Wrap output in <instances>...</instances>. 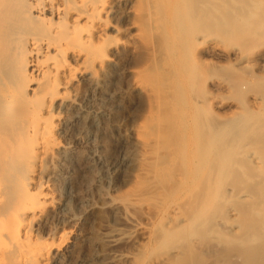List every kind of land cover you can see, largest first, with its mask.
<instances>
[{
  "label": "rangeland",
  "instance_id": "1",
  "mask_svg": "<svg viewBox=\"0 0 264 264\" xmlns=\"http://www.w3.org/2000/svg\"><path fill=\"white\" fill-rule=\"evenodd\" d=\"M186 2L157 0V14L150 18V25L149 19L141 38L119 36L132 45L117 47L106 84L93 101L108 115L82 117L77 125L80 139L65 146L61 155L58 185L71 194L68 212L77 221L65 231H77V255L93 254L100 230L106 225L119 226L118 218L104 205L139 187V191L152 188L153 194L146 202L127 208L143 227H150V234L139 229L133 240L119 247L121 252L135 255L137 262L107 264H145L150 256L172 254L175 250H154L167 223L166 215L152 214L180 202L173 220L185 224L190 206L179 197L201 192H224L229 197L219 205L223 210L215 214L212 234L216 240H191L196 251L222 262L225 256L220 255L229 249L225 237L239 236L240 225L243 234V226L256 217L248 214L249 206L260 201L253 197L255 192L264 200V181L258 183L264 180V159L244 157L264 158V26L259 21L264 18V5L252 0H204L207 8L203 16L185 7ZM152 6L147 4L149 13ZM130 21L135 22L136 15ZM204 36L207 45L215 46L214 51L202 52L206 44H198ZM136 83L143 89L135 90ZM106 89L109 95L104 101L101 95H106ZM90 121L91 128L87 126ZM118 123L121 130L115 127ZM140 139L156 148L155 161L161 162L154 165L155 161H147L155 166L149 169L156 174L154 187L143 177L140 182L136 179L141 170L138 166L146 158L142 151L145 143ZM121 157L130 163L117 172L122 180L116 182L108 166ZM144 162L141 165L146 170ZM242 189L253 198L238 199L234 194Z\"/></svg>",
  "mask_w": 264,
  "mask_h": 264
},
{
  "label": "bare ground",
  "instance_id": "2",
  "mask_svg": "<svg viewBox=\"0 0 264 264\" xmlns=\"http://www.w3.org/2000/svg\"><path fill=\"white\" fill-rule=\"evenodd\" d=\"M156 1L0 0V264L130 262L135 255L121 252L120 245L133 240L139 229L150 234V227L147 224L143 227L127 208L146 202L153 194L152 188L139 191V187L122 199H110L108 205H104L118 218L119 226L103 227L94 242L96 251L89 256L77 255L80 237L75 230L65 231L68 225L73 227L77 223L68 212L71 194L62 184L58 185V181L63 164L61 155L70 143L75 144L80 139L81 131H77L80 119L108 115L104 107L96 108L93 101L98 100L96 95L106 84L117 47L132 45V41H122L119 36L141 38L149 19L157 14ZM252 1L264 5V0ZM149 2L153 5L150 13ZM184 6L203 16L207 8L204 0H187ZM133 15H136L135 22L130 21ZM259 21L264 26V18ZM206 41L205 36L201 37L198 45ZM214 50L215 46L208 43L202 52ZM141 87V83H136L134 89ZM105 94L101 95L104 101L108 98V89ZM92 125L91 121L87 123L89 128ZM115 127L121 130L119 123ZM148 143L142 149L148 159L145 163L143 157L144 165L147 161L154 163L158 157L154 152L156 148L146 145ZM244 157L253 161L264 159L254 155ZM127 163L130 161L123 157L108 166L113 180L120 181L122 177L117 172ZM141 163L136 179L140 182L139 178L143 177L147 185L149 181L156 184V174L149 169L161 162L155 161L154 165L148 162L150 168L146 165V170ZM249 180L255 184V180ZM243 190H237L234 195L238 199L252 197ZM258 194L255 192L253 197L260 199L259 203L248 208V214L256 217L243 226V234L240 225L239 236L225 237L229 249L220 255L225 256L222 262L216 259L218 257L211 258L196 251L191 240L192 237L202 242L216 240L212 234L213 221L215 214L223 210L219 205L228 200L227 194L201 192L180 196V200L190 206L189 222L185 224L173 220L180 202L160 208L152 217L166 215L167 225L159 232L154 250L175 251L170 255L150 256L145 264L165 263L167 259L163 256H168L169 264H209L212 261L214 264H264V200Z\"/></svg>",
  "mask_w": 264,
  "mask_h": 264
}]
</instances>
